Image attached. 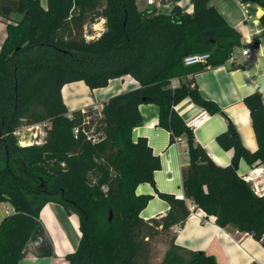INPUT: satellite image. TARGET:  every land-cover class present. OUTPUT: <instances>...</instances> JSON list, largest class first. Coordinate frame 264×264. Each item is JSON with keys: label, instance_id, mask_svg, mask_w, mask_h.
<instances>
[{"label": "trees", "instance_id": "1", "mask_svg": "<svg viewBox=\"0 0 264 264\" xmlns=\"http://www.w3.org/2000/svg\"><path fill=\"white\" fill-rule=\"evenodd\" d=\"M240 1L264 10V0ZM192 5L188 14L176 5L169 13L139 11L135 0H0V15H21L6 25L0 47V203L12 209L0 221V264H19L49 202L78 218L81 237L65 257L68 264H147L150 241L167 233L171 237L160 264H216L205 252L174 244L170 229L190 214L185 200L156 192L168 204L167 213L147 221L139 216L151 196L136 195V188L154 186L153 173L160 168L146 140H132L142 123L138 107L146 103L158 107L157 125L169 132L170 144L185 140L184 198L220 228L231 226L264 247V195H255L237 173L240 160L251 167L264 163V97L258 88L243 99L257 144L251 152L192 78L226 64L242 46L241 35L209 0H192ZM98 19L104 20V31L87 40L92 35L84 32L86 26ZM196 53H208L207 64L185 66L184 57ZM123 76L139 87L108 98L99 109L69 113L63 103L66 84L83 82L94 90ZM176 78L180 83L172 88ZM184 100L226 120V131L215 140L232 151L228 166L208 157L176 113ZM42 122L49 123L42 145L17 144L15 130ZM76 127L100 138L93 143L81 132L75 137Z\"/></svg>", "mask_w": 264, "mask_h": 264}, {"label": "crops", "instance_id": "2", "mask_svg": "<svg viewBox=\"0 0 264 264\" xmlns=\"http://www.w3.org/2000/svg\"><path fill=\"white\" fill-rule=\"evenodd\" d=\"M170 1L174 4H168L169 7L176 5L188 14L193 11L192 0ZM209 5L241 35L242 46L233 51L236 67H231V61H228L221 66L207 67L192 78L202 97L218 105L236 127L243 146L254 152L257 144L243 99L258 88L264 97V22H261L264 10L254 3H242L240 0H209ZM20 19L18 13L0 15V47L6 37V25L16 24ZM243 48L249 50L247 58L241 56ZM179 83V79H173L171 87L175 88ZM138 87L139 84L130 76H123L110 80L104 88L94 90L83 82L69 83L62 87L61 96L71 113L91 106L101 108L108 98ZM138 110L142 123L133 129L132 140L135 142L138 138H144L152 154L160 161V168L153 173L154 186L145 183L136 188V195L151 196L140 212V218L147 221L167 213L168 204L156 192L183 199L190 214L182 225L170 229L177 247L187 252H205L214 258L216 264H264V247L260 242L231 226L220 228L215 224L214 217L194 209L191 202L184 198L180 175L181 167L188 164L184 138L180 143H169V132L157 125L156 105L140 104ZM175 111L192 130L196 143L206 151L208 157L219 166H228L233 153L223 150L215 140L226 131V120L219 114H207L189 100L178 104ZM192 120H198L199 124L190 126ZM253 169L262 170V173L254 176L251 173ZM237 173L241 178L252 176L249 184L259 183L264 188V163L251 167L240 160ZM9 209L11 213V207ZM3 218L0 217V221ZM80 237L76 214L59 204L46 203L39 213V225L26 244L19 264H68L65 257L76 250Z\"/></svg>", "mask_w": 264, "mask_h": 264}, {"label": "built area", "instance_id": "3", "mask_svg": "<svg viewBox=\"0 0 264 264\" xmlns=\"http://www.w3.org/2000/svg\"><path fill=\"white\" fill-rule=\"evenodd\" d=\"M169 1L168 0H146V5L149 6L150 8H154L158 13H169L170 10L172 9V6L169 7ZM168 3V4H167ZM166 7H168V11L167 12H163V9H165ZM241 56L243 58H247L249 56V50L246 48H243L241 51ZM209 59V54L208 53H196V54H190L186 57H184L183 59V64L185 66H193V65H205L207 64ZM229 61L231 62H235V58H234V54L232 53L230 55ZM82 112L84 110H81ZM199 124L198 120H192L190 122V126L192 127H196ZM38 127H42V132H41V139L37 140V134L36 133H30L27 137L25 136V131L30 132L33 128H38ZM46 128H49V123L48 122H42L39 124H35V125H28V126H22L20 128H18L17 130H15L13 132V135L16 137L17 139V144L21 147H26V146H31V145H42L45 142L46 139ZM79 132L83 133L87 139L91 140V142H96L98 140V138H100V135H92L90 133V131H85L83 128L80 129L79 127H76L73 129V134L76 137ZM176 142H182V138H176L175 140ZM254 176H259L262 173V170H258V169H253L251 172ZM243 179L245 180V182L249 183L252 181V176H246L243 177ZM251 188L254 192L255 195L257 196H262L264 195V188L262 186H260L259 183H252L251 184ZM5 213L9 214L10 210L9 209H5Z\"/></svg>", "mask_w": 264, "mask_h": 264}, {"label": "rangeland", "instance_id": "4", "mask_svg": "<svg viewBox=\"0 0 264 264\" xmlns=\"http://www.w3.org/2000/svg\"><path fill=\"white\" fill-rule=\"evenodd\" d=\"M168 1L169 4H174L172 1L170 0ZM135 2H136V7L139 11L145 10L149 7L146 5V0H135ZM167 8L168 7L163 9V12H167L168 11ZM103 31H104V21L98 19L94 25H87L84 32L92 35L91 37L86 38L87 40H91L93 38H97ZM90 108L99 109V107H94V106H91ZM41 132H42V127H38V128H33L30 132L25 131L24 133L26 137L30 133H36L38 136L37 140H39L41 139V135H40ZM9 208H10L9 203L4 202L2 205H0V217L3 218L6 215L5 209H9ZM170 237L171 234L167 233V234L158 235L150 241V249H149L150 251H149L147 264H160L163 258L164 251L168 248Z\"/></svg>", "mask_w": 264, "mask_h": 264}]
</instances>
